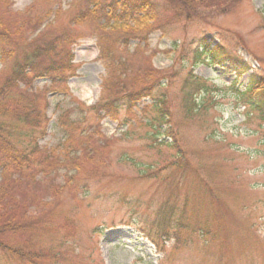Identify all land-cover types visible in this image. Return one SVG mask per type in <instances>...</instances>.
<instances>
[{
	"label": "rangeland",
	"instance_id": "rangeland-1",
	"mask_svg": "<svg viewBox=\"0 0 264 264\" xmlns=\"http://www.w3.org/2000/svg\"><path fill=\"white\" fill-rule=\"evenodd\" d=\"M81 1L0 0V19L8 25L0 34L11 36L10 48L0 54V81L42 40L77 35L70 44L77 70L68 79L67 95L53 91L49 78H38L28 88L19 84L21 90L45 93L48 106L43 130L16 126L22 136L14 141L27 144L28 135L36 137L38 154L49 161L50 170L48 176L40 166L27 170V179L12 194L16 205L36 218L54 211L61 213L60 222L70 216L74 238L68 243L63 229L44 225L17 237L31 236L39 246L63 251L56 264H264V122L237 94L253 71L264 75V0H193L188 2L192 20L180 18L177 24L175 7L163 13V23L172 20V26L150 31L139 56L144 63L153 54L156 68L176 72L169 87L171 116L163 122L155 109L142 110L150 103L146 100L131 114L122 112L118 121L104 118L101 123L89 108L100 97L106 70L92 26L73 21ZM27 15L34 28L15 34ZM124 24L131 31L137 27L131 21ZM205 36L212 45L218 37L225 39L228 57L244 58L250 71L238 79L229 59L192 65V53ZM138 43L129 40L127 55L135 70ZM191 71L217 87L207 95L195 90L196 102L192 100L205 106L201 111L186 108ZM67 112L89 132L76 136L71 150L80 159L78 168L55 164L68 152L62 150L66 132L59 124V116ZM29 144L23 148L26 153L33 152ZM169 214L186 225L181 239L153 244L147 224ZM16 223L18 228L34 226L29 216ZM203 225L210 226L213 236L201 234Z\"/></svg>",
	"mask_w": 264,
	"mask_h": 264
},
{
	"label": "trees",
	"instance_id": "trees-1",
	"mask_svg": "<svg viewBox=\"0 0 264 264\" xmlns=\"http://www.w3.org/2000/svg\"><path fill=\"white\" fill-rule=\"evenodd\" d=\"M164 1L163 6L157 0H83L79 3L80 9L73 21L77 25L90 24L92 26L93 36L96 37V44L99 49V59L103 61L106 70V75L102 80L100 97L89 108L90 111H93V120L97 123H101L104 118L118 121L122 112H126L127 115L131 114L136 107L138 108V105L146 100H149L150 103L142 110L155 109L163 122L171 116L172 101L169 95V87L176 72L171 73L168 70L156 68L151 60L153 54L146 56L147 60L142 63L139 51L142 50L141 44L144 43L146 35L150 31L156 29L168 31L170 29L172 20L163 23L161 16L166 11L170 12L172 7L177 9L175 11L172 8L175 24L180 21V18L186 21L192 20L189 13L193 6L188 2L194 3V1ZM36 21H40L39 16ZM130 21L137 24L135 31L124 29V23ZM3 22L0 19V31L4 33L3 30L7 31L8 25L2 24ZM28 28H34V25L32 16L27 15L18 29H15V34L19 33V30L23 32L24 29ZM132 38L139 39L137 49L133 53L138 62L140 61V64L137 63L136 70V67H132L133 61L127 56L129 40ZM76 39L77 35L73 34L71 38L54 36L42 40L31 50L32 53L28 52L24 56L22 55L21 62L15 63L11 73L0 81V262L3 264H44L47 260H52L56 264L57 261L64 258L63 251L57 248L39 246L31 236L20 239L17 237L18 233L32 231L36 227L44 225L47 226V229L51 227L57 230L63 229L64 238L68 243L74 238L75 229L74 226L70 225L72 219L70 216L62 218L64 221L60 222L57 218L61 213L54 211L52 214L47 213L36 218L29 209L16 205V200L13 199L12 194L14 188L21 184L20 181L27 179L23 177V174H27V170L34 166H40L43 176H48V170H50L49 161L42 159L41 155L38 154L40 147L36 137L28 135L31 138L27 144L23 141H14L13 137L21 138L22 136V132L17 130L18 127L16 128V126L27 129L40 127L43 130V126L46 124L48 106L45 93L33 91L32 88H29L30 91L21 90L19 84L24 83L28 88L38 78H49L51 85L55 88L53 91L60 95H67L69 91L68 79L77 70L73 64L74 56L70 48V44L74 43ZM224 40L222 37H218V44L212 45L206 36L200 39L199 46L193 51L190 58L191 63L197 65L208 60L222 64L229 59L238 76L237 78H240L252 66L236 54L231 56L232 58L228 57L230 53L225 47ZM239 41L241 42L242 39L240 38ZM10 43V35L0 34V54L10 48ZM240 44L239 47L244 50L246 48L245 43L242 41ZM3 56H10V53H4ZM248 64L250 65L248 66ZM187 83L188 86L190 84L185 97L187 111L204 110L205 106L195 103V90L201 89V92L207 95L210 94L211 90H217V87L209 85L206 80L195 77L193 71H191ZM237 94L240 100L242 99L251 107L258 114L259 119L264 122V75L253 71L247 86L243 91L238 90ZM193 97L195 102L192 100ZM62 114L59 116V124L66 132L62 150L68 152L61 157L62 160L56 161L55 164L59 163L65 167L70 164L73 165V168H78L80 159L76 156V151L71 150L73 144L76 143V136L86 137L89 132H86L87 129L85 128L84 130L81 129L82 125L79 122L81 120H71L68 112ZM80 129L81 131H79ZM165 133L168 134L169 132L166 131ZM29 143H33V152L26 153L23 148L30 146ZM66 181L68 184L67 179ZM63 187L60 186L59 188L62 189ZM52 194L54 196L50 200L54 201L57 193ZM160 215L158 213L156 216ZM26 216L32 219L34 226L18 228L19 225L16 222ZM147 227L149 231L147 237L153 244L159 243L160 239L166 240L168 238L169 240L175 238L179 241L182 232L186 229V225H182L179 221L175 222L171 214L157 217L147 224ZM210 231L213 230L208 225H203L200 229L204 237L213 236Z\"/></svg>",
	"mask_w": 264,
	"mask_h": 264
},
{
	"label": "bare ground",
	"instance_id": "bare-ground-1",
	"mask_svg": "<svg viewBox=\"0 0 264 264\" xmlns=\"http://www.w3.org/2000/svg\"><path fill=\"white\" fill-rule=\"evenodd\" d=\"M89 95H91V93Z\"/></svg>",
	"mask_w": 264,
	"mask_h": 264
}]
</instances>
